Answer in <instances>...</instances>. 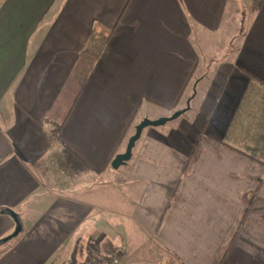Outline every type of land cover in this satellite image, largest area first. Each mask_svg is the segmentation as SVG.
Returning a JSON list of instances; mask_svg holds the SVG:
<instances>
[{"label":"crops","instance_id":"obj_1","mask_svg":"<svg viewBox=\"0 0 264 264\" xmlns=\"http://www.w3.org/2000/svg\"><path fill=\"white\" fill-rule=\"evenodd\" d=\"M188 102L108 182L139 119ZM55 157L101 185L53 192ZM2 208L24 224L0 264L107 258L124 224L168 264H264V0H0Z\"/></svg>","mask_w":264,"mask_h":264},{"label":"rangeland","instance_id":"obj_2","mask_svg":"<svg viewBox=\"0 0 264 264\" xmlns=\"http://www.w3.org/2000/svg\"><path fill=\"white\" fill-rule=\"evenodd\" d=\"M232 37L233 34L227 32L224 34L218 32L216 35L206 34L203 38H205L209 47L207 54L209 56H213L216 58L217 57L221 59L225 58V56L230 52V50H232V47H234V44L237 41V39L235 38L234 40L235 42L233 44L229 43ZM144 119L157 120L152 117L151 118L144 117L142 119H139L140 120L139 123ZM177 119L172 120L168 123H172ZM152 129L153 127H147L144 130V134L149 131H152ZM123 167L124 166H121L119 169L111 168L110 169L111 174L108 177V182H111L112 185H115L114 182H116L115 181L116 177L119 178V172L123 171L124 169ZM47 173H49L47 182L49 186L53 187L52 188L53 190L52 189L51 190L57 194L64 193L63 192L64 190H68L71 191L72 193H78V194L87 193L90 190L97 189L98 186L101 185V183L91 182V180L87 178L71 177L68 174V172L61 167L60 159L58 157L52 159V162L50 163L49 171H47ZM124 191H126V189L121 188V192ZM23 224H24L23 219H19L18 216L11 215L8 221L3 222L2 227L0 225V251L5 249L8 245L13 244L17 239L20 238L21 235L20 232L23 228ZM121 229H118L121 234L114 235L113 232L112 238H106L103 236L102 238H98V240L94 241L99 243L102 252H104V254H102L101 256L113 255V252H110L111 250L121 247L124 248V246H126V242L128 241L126 248L119 251L122 259V264H168V256L165 255V252L160 251L158 247L152 242H149L144 238L141 239L136 232L132 231V228L130 227L129 224L121 225ZM128 231H130L133 234V237L132 235H129L127 240ZM94 258H101V257L95 256ZM82 261L84 262L85 259L79 260L78 258L74 261V263L75 264L80 262L82 263Z\"/></svg>","mask_w":264,"mask_h":264},{"label":"water","instance_id":"obj_3","mask_svg":"<svg viewBox=\"0 0 264 264\" xmlns=\"http://www.w3.org/2000/svg\"><path fill=\"white\" fill-rule=\"evenodd\" d=\"M190 108V103H187V107L178 111H175L172 115L161 117L157 120L144 119L141 121L135 129V133L129 138L126 149L124 152L117 154L112 162L111 166L113 169H119L121 166L125 165L128 161L131 160L133 156V149L137 141L141 138L144 129L147 127H159L163 126L166 123L179 118Z\"/></svg>","mask_w":264,"mask_h":264},{"label":"built area","instance_id":"obj_4","mask_svg":"<svg viewBox=\"0 0 264 264\" xmlns=\"http://www.w3.org/2000/svg\"><path fill=\"white\" fill-rule=\"evenodd\" d=\"M88 264H122V259L117 255L109 256L107 258H94Z\"/></svg>","mask_w":264,"mask_h":264},{"label":"trees","instance_id":"obj_5","mask_svg":"<svg viewBox=\"0 0 264 264\" xmlns=\"http://www.w3.org/2000/svg\"><path fill=\"white\" fill-rule=\"evenodd\" d=\"M66 165H68V163H66L65 166ZM8 212H11V211H9L7 209H3V208L0 209V214H5V213H8ZM89 252L90 253H89V256L87 257V260H86V263L85 264H87V263H89L90 261L93 260V258L95 257V255L98 254V249L97 248H94V249L90 248L89 249ZM116 255L120 257V254H118V253Z\"/></svg>","mask_w":264,"mask_h":264}]
</instances>
